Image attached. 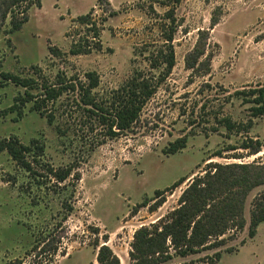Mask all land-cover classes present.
<instances>
[{
    "label": "rangeland",
    "instance_id": "rangeland-1",
    "mask_svg": "<svg viewBox=\"0 0 264 264\" xmlns=\"http://www.w3.org/2000/svg\"><path fill=\"white\" fill-rule=\"evenodd\" d=\"M40 2L29 7L27 22L16 32L11 31L12 14L2 17L0 6V73L35 79L42 88L56 84L59 75L77 87L80 81L87 83L85 74L94 72L99 85L93 98L112 111L116 92L132 76L140 73L155 83L163 71L152 67L166 47L170 9L176 20V63L139 120L113 138L99 112L79 105L78 90L69 89L48 105L54 116L49 124L31 110L32 103L3 114L25 89L13 83L0 89V141L17 139L27 146L37 141L43 147V152L34 149L26 156L29 170L7 151L0 152V264H47L50 254H36L44 241L58 250L49 264H98L97 253L106 240L121 264H129L135 231L178 208L183 191L193 178L211 170L208 165H264V148L255 155L228 150L247 139L264 143V118L254 119L247 132H228L218 124L223 117L247 123L250 106L230 95L264 84V0ZM29 3L12 9L17 19ZM91 11L99 37L91 25L78 21ZM73 44L95 49L74 56L69 53ZM198 44L203 54L190 68L189 57ZM52 48L59 53L52 54ZM183 137L188 140L185 149L163 152ZM62 170L71 172L59 182L53 173ZM184 178L189 179L167 194L157 211L136 208ZM263 192L264 185L248 194L243 231H230L225 238H231L219 248L175 257L168 264H205L218 251L219 264H264V223L253 239L248 237L252 201ZM35 246L40 248L33 253ZM230 248L237 251L227 252Z\"/></svg>",
    "mask_w": 264,
    "mask_h": 264
},
{
    "label": "trees",
    "instance_id": "trees-1",
    "mask_svg": "<svg viewBox=\"0 0 264 264\" xmlns=\"http://www.w3.org/2000/svg\"><path fill=\"white\" fill-rule=\"evenodd\" d=\"M24 7L23 18L17 19L12 9L20 3L27 0H0V6L3 8L2 17L6 18L9 13L12 14L11 31H19L27 22L24 15L31 5H41L40 0H33ZM102 1V0H99ZM179 0H173L177 3ZM92 11L86 15L78 17L81 24L91 25L95 37H99V31L92 22ZM167 18L170 20L169 30L165 34V49L160 51L159 59L154 61L153 67L157 69L163 67L155 83L152 79L137 73L132 76L128 82L116 92L115 106L112 111L100 107L93 98L92 91L99 85V77L96 73L85 74L87 83L79 82L77 87L73 84H67L65 79L57 77V83L54 85L39 86L35 79L21 78L11 73H0V89L8 83L25 89L24 95L17 98L16 103L9 112L20 111L22 107L32 103L31 110L43 115L49 124H53L54 116L48 111V105L57 101L67 90H78L80 97L79 105L89 107L88 112L96 110L99 121L109 127V137H117L120 133L130 129V127L139 120L141 112L146 103L154 96L160 83L170 75L175 67V51L173 47L174 33L176 31V20L172 9L167 12ZM218 22L213 20V26ZM88 44V43H87ZM88 49L78 44H73L69 53L71 55L89 54L92 49H101L100 44L95 48L87 45ZM51 53H59L55 48L50 49ZM199 51V44L195 51L189 57L188 65L194 68L203 53ZM41 90L40 95L32 93L33 90ZM232 98L240 100L242 104L249 105V118L247 123H237L231 117L218 119V124L228 132L249 131L252 128L254 119L264 118V84L257 87L235 91ZM38 97V98H37ZM18 108V109H17ZM118 131V132H117ZM217 131V129H215ZM120 132V133H119ZM187 137L177 139L170 143L163 152L166 155L175 154L187 147ZM36 144V146H34ZM228 150H248L251 155L261 152L264 143L260 140L247 139L239 146H230ZM38 149L43 152V147L38 146L37 141H33L27 146L17 139H5L0 141V152L7 151L9 155L23 168L29 170L30 165L26 161V156ZM218 156V155H215ZM211 170L205 171L203 176H196L191 180L188 187L183 191L179 199V207L170 211L157 223L149 226H142L135 231L133 241L130 244L129 264H168L173 258L188 256L209 251L223 246L228 239L225 236L230 232L243 231L246 226L244 217L245 201L248 194L257 187L264 185V165H245L230 164L208 165ZM53 172V171H52ZM70 170L57 171L54 177L59 182H64L70 175ZM189 179V178H188ZM188 179H181L164 190H157L151 199H146L136 208L148 207L151 212L157 211L166 201L167 194H172ZM153 203L152 206L149 204ZM250 222L248 227V237L253 239L257 234L258 227L264 223V192L256 196L251 205ZM72 208H69V212ZM64 220H67L65 217ZM107 241L99 247L97 253L98 264H121L120 258L107 245ZM43 247L35 246L33 253L37 255L50 254L47 264L53 262L54 255L57 254V247L46 245ZM242 241L241 245H244ZM227 252H235L237 249L230 248ZM221 251L206 257L205 264H219ZM15 264H27L21 261ZM31 264V263H29ZM32 264H41L36 262ZM92 264V263H90Z\"/></svg>",
    "mask_w": 264,
    "mask_h": 264
},
{
    "label": "crops",
    "instance_id": "crops-1",
    "mask_svg": "<svg viewBox=\"0 0 264 264\" xmlns=\"http://www.w3.org/2000/svg\"><path fill=\"white\" fill-rule=\"evenodd\" d=\"M191 178V177H190Z\"/></svg>",
    "mask_w": 264,
    "mask_h": 264
}]
</instances>
